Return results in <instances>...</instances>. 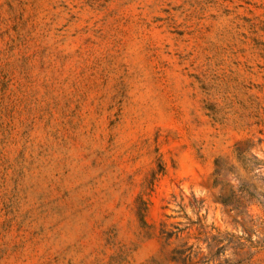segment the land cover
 <instances>
[{
  "label": "rangeland",
  "instance_id": "374dc122",
  "mask_svg": "<svg viewBox=\"0 0 264 264\" xmlns=\"http://www.w3.org/2000/svg\"><path fill=\"white\" fill-rule=\"evenodd\" d=\"M239 152L264 161V0H0V264H264L233 254L264 239Z\"/></svg>",
  "mask_w": 264,
  "mask_h": 264
},
{
  "label": "trees",
  "instance_id": "16d2710c",
  "mask_svg": "<svg viewBox=\"0 0 264 264\" xmlns=\"http://www.w3.org/2000/svg\"><path fill=\"white\" fill-rule=\"evenodd\" d=\"M247 151V150H246ZM238 162L240 163L241 167L248 171L252 172L257 166H261L264 161L258 159L256 156H251V158L247 157L245 152H239L238 153ZM216 169L213 174L211 187L216 193V198L219 200V202L229 207L231 210H236L240 213L245 214L248 217H251V215L248 212V207L252 204H260L258 201V195H261L262 193H257L255 191V188L252 187L249 183H243L240 181V178L238 177V174L234 176V179L237 181L236 184L230 183V181L227 179V175L234 172L232 171V168H225L222 163H220L218 160L215 162ZM255 176V175H254ZM226 187L227 192H225ZM264 212V210H263ZM264 221V220H262ZM176 230H162V236L165 238L166 241L171 239L172 237H175L176 239L179 238V235L184 231L183 229H179L175 227ZM247 242L248 244H246ZM230 243V242H227ZM264 239L261 241L259 240H252L250 237H243V236H237L236 240L234 242V251L233 254L236 257L242 256L243 254H247L248 257L252 255V253L249 255V248H258V249H264ZM227 245L221 246L219 249H217V252L211 254V256L206 258L205 261H209L210 259H214V257H218L219 254L223 253L226 249ZM246 249V250H245ZM172 259L173 260H179L182 261L185 259H189L192 256H195V250L193 249V245H188L186 242H183L180 246V248H176L172 251ZM218 264H250L245 259H238L235 260L232 263H229L227 259H225L222 263L219 262Z\"/></svg>",
  "mask_w": 264,
  "mask_h": 264
}]
</instances>
